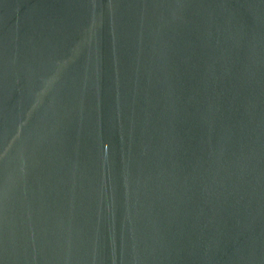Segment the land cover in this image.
Listing matches in <instances>:
<instances>
[{
  "label": "water",
  "instance_id": "water-1",
  "mask_svg": "<svg viewBox=\"0 0 264 264\" xmlns=\"http://www.w3.org/2000/svg\"><path fill=\"white\" fill-rule=\"evenodd\" d=\"M0 264H264V0H0Z\"/></svg>",
  "mask_w": 264,
  "mask_h": 264
}]
</instances>
